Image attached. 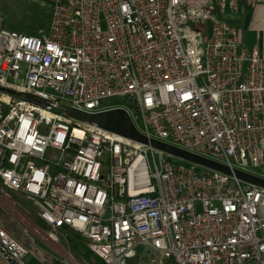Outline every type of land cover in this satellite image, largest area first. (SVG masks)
Returning a JSON list of instances; mask_svg holds the SVG:
<instances>
[{
    "label": "built area",
    "instance_id": "2783aa9c",
    "mask_svg": "<svg viewBox=\"0 0 264 264\" xmlns=\"http://www.w3.org/2000/svg\"><path fill=\"white\" fill-rule=\"evenodd\" d=\"M44 1L47 33L0 26V87L46 102L0 91V206L23 198L35 228L77 232L103 264H264V187L62 107L122 109L148 139L264 179V55L224 17L258 0ZM29 252L0 223V264Z\"/></svg>",
    "mask_w": 264,
    "mask_h": 264
},
{
    "label": "rangeland",
    "instance_id": "374dc122",
    "mask_svg": "<svg viewBox=\"0 0 264 264\" xmlns=\"http://www.w3.org/2000/svg\"><path fill=\"white\" fill-rule=\"evenodd\" d=\"M50 17L51 9L44 0H0V26L6 29L34 35L39 34L40 30L47 33ZM118 101L117 99L108 100L111 104ZM171 159L185 166L192 164L176 157ZM198 169L201 167L198 166ZM12 198L15 199V204L0 206V223L30 250L23 257L25 263L39 264L41 261L44 264H54L56 260L59 264H78L82 260L90 264L100 263L99 258L95 261V258L91 256L90 260L87 261L77 252L76 248L81 253H84L85 249L79 242H76L77 247L74 248L75 242L70 241L73 231L67 227L56 230L59 240L46 237L41 229H37L33 225V223L38 224L44 231L48 229L45 224L43 226L37 222L31 204L19 196L13 195ZM25 225L31 227L33 240L23 233L22 227ZM81 242L86 247L83 239ZM138 259L139 257H135L129 263L139 264Z\"/></svg>",
    "mask_w": 264,
    "mask_h": 264
},
{
    "label": "water",
    "instance_id": "95a60500",
    "mask_svg": "<svg viewBox=\"0 0 264 264\" xmlns=\"http://www.w3.org/2000/svg\"><path fill=\"white\" fill-rule=\"evenodd\" d=\"M0 91L8 93L19 99L30 101L33 103H39V104L46 103L45 100L31 93L19 92L4 87H0ZM62 107L64 108L66 115L78 121L86 122L92 125L102 126L109 131H113L115 133H118L126 138L137 141L139 143L150 145L151 147L161 150L171 156L183 159L185 161L194 163L204 168L220 171L222 173L229 175H234L236 178L244 182L256 186L264 187V179L262 178H259L257 176L248 174L240 170H236V169L232 170L228 166L211 161L209 159L203 158L201 156L195 155L185 150L179 149L175 146L165 144L154 139H148L146 136H144L138 130H136L129 115L122 109L117 108L97 114H88L73 109L67 105H62Z\"/></svg>",
    "mask_w": 264,
    "mask_h": 264
},
{
    "label": "crops",
    "instance_id": "0c3cea01",
    "mask_svg": "<svg viewBox=\"0 0 264 264\" xmlns=\"http://www.w3.org/2000/svg\"><path fill=\"white\" fill-rule=\"evenodd\" d=\"M224 17L237 27L244 47L264 55V0H258L254 5L242 2L237 14Z\"/></svg>",
    "mask_w": 264,
    "mask_h": 264
},
{
    "label": "trees",
    "instance_id": "16d2710c",
    "mask_svg": "<svg viewBox=\"0 0 264 264\" xmlns=\"http://www.w3.org/2000/svg\"><path fill=\"white\" fill-rule=\"evenodd\" d=\"M120 101H122V100H120ZM37 222L39 223V224H41V225H43L44 226V222L41 220V219H37ZM73 231V230H72ZM81 240H82V238H81V236L77 233V232H72V236H71V238H70V241L71 242H75L74 243V248H76L77 247V245H76V242H79L80 244H81V246H83L84 247V249H85V252L84 253H81L80 252V250L78 249V248H76V250H77V252L85 259V260H87V261H89L90 259V257L91 256H93L94 258H95V261H97L98 260V257L95 255V254H93L87 247H85L83 244H82V242H81ZM55 263L54 264H59V262L56 260V261H54ZM99 264H103L101 261H100V263Z\"/></svg>",
    "mask_w": 264,
    "mask_h": 264
}]
</instances>
